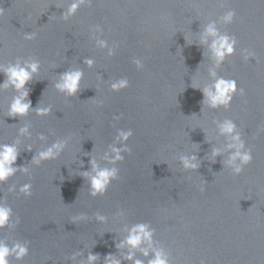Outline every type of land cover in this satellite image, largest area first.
Segmentation results:
<instances>
[{
    "label": "water",
    "instance_id": "water-1",
    "mask_svg": "<svg viewBox=\"0 0 264 264\" xmlns=\"http://www.w3.org/2000/svg\"><path fill=\"white\" fill-rule=\"evenodd\" d=\"M72 2L0 0V65L30 57L41 64L26 85L33 109L26 116L7 115L18 93L0 89V144L19 141L15 166L30 170L0 184V202L12 207L13 222L20 218L0 238L30 242L29 255L10 258L12 264H81L89 252L99 255L96 264L109 254L122 259L127 250L116 244L140 222L155 229L171 264H264V0H92L64 21ZM228 10L236 12L234 22L220 29L238 44L217 71L245 94L237 92L227 110L209 109L200 90L212 82L203 26ZM95 25L103 30L96 35L117 45L112 57L96 47ZM33 32L34 40L23 38ZM244 49L256 60L246 62ZM84 58L95 64L88 67ZM76 69L83 71L79 91H58L60 74ZM122 77L129 87L112 92L110 84ZM47 106V116L34 111ZM225 118L252 149V163L238 176L222 163L226 137L213 121ZM21 127L31 135L20 136ZM118 129L133 131L131 151L115 165L119 177L107 193L93 198L82 173L92 171L90 160L113 166L106 153ZM57 139L67 140L64 151L36 166L33 156ZM213 149L221 154L213 157ZM192 155L200 166L185 170L180 157ZM25 183L32 184L28 198L18 193ZM11 185L17 191L9 192ZM97 212L107 221L97 222ZM81 214L87 219L73 222ZM78 252L75 261L67 259Z\"/></svg>",
    "mask_w": 264,
    "mask_h": 264
},
{
    "label": "clouds",
    "instance_id": "clouds-1",
    "mask_svg": "<svg viewBox=\"0 0 264 264\" xmlns=\"http://www.w3.org/2000/svg\"><path fill=\"white\" fill-rule=\"evenodd\" d=\"M92 0H73L72 3L67 5L66 10L62 12L61 18L64 21H68L74 17L82 7H90ZM4 14V10L0 9V16ZM236 12L234 10H228L218 19L209 20L203 26L202 43L208 45L210 53L211 66L208 68V76L211 79L204 88L200 89L204 96V103L207 104L209 109L227 110L237 92L241 96L245 94L243 88H238L237 81L235 79H225L218 75V69L223 65L225 60L233 56L236 51L238 40L235 35H230L228 32H222L220 25H230L234 22ZM102 28L100 25H95L93 28L96 42V47L107 50V55L112 57L115 55L117 45L109 46L106 39H101L99 35H102ZM25 40L31 41L36 38V33H26L23 37ZM243 59L247 61L256 60V54L244 49L242 52ZM83 63L88 67H92L95 64L93 58H84ZM132 63L140 70L144 65L141 59L134 58ZM40 61L35 58H28L25 60L17 59L14 63H8L6 65H0V73H3L5 79L0 83V89L7 90L10 87L13 88L18 95L14 96L9 107L7 115L9 117H24L32 109L31 101L28 99L29 90L26 85L32 80L33 76L40 70ZM83 77V71L81 69L69 70L60 74L59 81L55 84V88L65 93L68 96H74L79 91V84ZM129 87V80L126 77H122L113 81L110 84V90L112 92H120L123 89ZM38 116H47L51 113V106L38 107L34 109ZM119 119V117H115ZM217 124L219 133L226 137V145L224 152L227 154L226 159L222 161L225 166L231 169L233 175H240L244 168L251 164L253 161L252 149L246 146V142L243 138L242 132L239 130L237 124L232 120L225 118L222 121H213ZM260 131H264L261 128ZM19 135L30 136V132L27 127H21L19 129ZM133 136L131 129H118L115 141L113 145H110V154L106 153V158L113 165L112 167L100 168L95 160H90L92 171H84L82 175L89 181V195L93 198L104 196L113 181L119 177V168L116 167L118 162L124 160V153L130 152V148L127 146V142ZM40 139H44L41 135ZM16 143H19L17 141ZM16 143L0 144V184H5L9 179L17 172L29 173L27 167H17L16 160L19 155V149ZM67 147V140L57 139L50 146L40 150L33 156V163L39 166L42 162L55 160ZM27 149L31 150V145L27 146ZM221 154L220 149H213L212 156H218ZM181 162L185 170H196L200 165L197 162V156H181ZM200 190L203 192L204 187L201 186ZM9 192L17 191L15 185H11L8 188ZM18 193L22 194L25 198L32 196V184L25 183L18 189ZM3 201V200H2ZM123 211H119L116 215H123ZM13 209L5 201L0 202V232L5 229L12 230L20 223V218L17 216L15 222L12 221ZM87 216L81 214L73 219V222L77 220H86ZM97 222L104 223L107 221V217L99 212L95 214ZM155 229L150 223L140 222L134 223L127 228V235L120 240L116 247L117 249H126L127 251L122 255V259H118L114 254H109L104 257V264H123L124 261L130 262V264H171L170 256L168 252L159 246V242L154 239ZM30 242L15 240L9 244L6 238H0V264H12L10 258H14L15 261H23L25 257L29 255ZM139 252L145 259L137 257ZM83 253H74L68 260L75 261L77 256H82ZM99 260L98 254L88 253L86 259L81 261V264H96ZM203 264V262H202Z\"/></svg>",
    "mask_w": 264,
    "mask_h": 264
}]
</instances>
